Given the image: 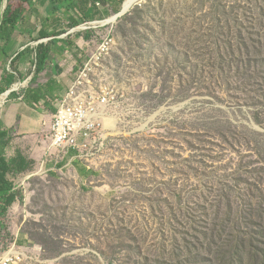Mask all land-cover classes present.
<instances>
[{"label": "rangeland", "instance_id": "1", "mask_svg": "<svg viewBox=\"0 0 264 264\" xmlns=\"http://www.w3.org/2000/svg\"><path fill=\"white\" fill-rule=\"evenodd\" d=\"M126 1L72 30L87 58L111 42L93 79L120 103L104 148L78 152L83 176L47 134L11 136L7 157L34 165L11 178L23 200L0 256L16 243L20 264H264V0H141L107 23Z\"/></svg>", "mask_w": 264, "mask_h": 264}, {"label": "crops", "instance_id": "2", "mask_svg": "<svg viewBox=\"0 0 264 264\" xmlns=\"http://www.w3.org/2000/svg\"><path fill=\"white\" fill-rule=\"evenodd\" d=\"M118 1L73 0L71 7L55 10V5L66 0H37L35 10L23 14L10 41L0 42V98L11 91L0 106V131L34 143L49 133L53 116L73 88L91 44L88 34L72 31L73 20L81 26L108 18ZM44 34L50 38L42 40ZM64 155L84 176L78 152L70 150Z\"/></svg>", "mask_w": 264, "mask_h": 264}, {"label": "built area", "instance_id": "3", "mask_svg": "<svg viewBox=\"0 0 264 264\" xmlns=\"http://www.w3.org/2000/svg\"><path fill=\"white\" fill-rule=\"evenodd\" d=\"M1 23V18H0ZM85 23L82 30H88ZM111 51V42L107 40L81 65L73 88L63 98L60 107L53 116L48 135L51 148L66 153L76 150L79 154L88 152L95 156L104 148L101 134L107 131L108 123L118 116L120 103L117 96L107 87L97 88L93 82L96 66ZM5 101V100H4ZM88 154V155H89ZM14 246L0 256V264H20L24 252Z\"/></svg>", "mask_w": 264, "mask_h": 264}, {"label": "trees", "instance_id": "4", "mask_svg": "<svg viewBox=\"0 0 264 264\" xmlns=\"http://www.w3.org/2000/svg\"><path fill=\"white\" fill-rule=\"evenodd\" d=\"M22 3L27 4L30 11L35 10L37 0H21ZM44 2L46 0H43ZM53 3V2H52ZM55 4V2H54ZM73 0H66L62 5L54 6L55 10L66 7H71ZM26 10L23 7L14 9L10 0L8 6L4 12L3 19L0 23V42H9L12 32H14L16 26L21 21L23 14ZM80 22L76 19L73 20V26H80ZM11 28V32H5L3 28ZM57 37V35H54ZM50 38L48 35H42V40ZM42 59H46L44 56ZM11 138L6 132L0 131V235L3 230L6 229L4 219L7 216L9 209L17 202L23 200L21 191L17 189L14 181L11 178H15L31 170L34 165L33 160H29L20 152L13 158H8L6 149L10 144Z\"/></svg>", "mask_w": 264, "mask_h": 264}, {"label": "bare ground", "instance_id": "5", "mask_svg": "<svg viewBox=\"0 0 264 264\" xmlns=\"http://www.w3.org/2000/svg\"><path fill=\"white\" fill-rule=\"evenodd\" d=\"M140 1L141 0H127L123 10L128 11V10L132 9ZM116 20H117V16L109 19L107 21V23H113V22H116ZM5 98H6V95L0 99V106L3 104Z\"/></svg>", "mask_w": 264, "mask_h": 264}, {"label": "water", "instance_id": "6", "mask_svg": "<svg viewBox=\"0 0 264 264\" xmlns=\"http://www.w3.org/2000/svg\"><path fill=\"white\" fill-rule=\"evenodd\" d=\"M138 5V4H137ZM136 5V6H137ZM134 8V7H133ZM132 8V9H133ZM132 9H130V10H128V11H125V10H122V12L120 13V14H118L117 15V20H119L120 18H122V17H124V16H126L127 14H129L130 12H131V10ZM116 20V21H117ZM10 93H11V91H8V92H6L4 95H6V98L5 99H7L8 98V96L10 95Z\"/></svg>", "mask_w": 264, "mask_h": 264}]
</instances>
